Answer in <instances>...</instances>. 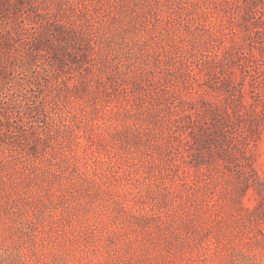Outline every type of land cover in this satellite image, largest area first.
<instances>
[{"label":"rangeland","instance_id":"374dc122","mask_svg":"<svg viewBox=\"0 0 264 264\" xmlns=\"http://www.w3.org/2000/svg\"><path fill=\"white\" fill-rule=\"evenodd\" d=\"M0 264H264V0H0Z\"/></svg>","mask_w":264,"mask_h":264}]
</instances>
